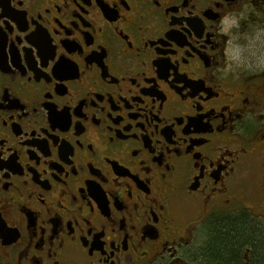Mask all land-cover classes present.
Returning <instances> with one entry per match:
<instances>
[{
  "label": "flooded vegetation",
  "instance_id": "1",
  "mask_svg": "<svg viewBox=\"0 0 264 264\" xmlns=\"http://www.w3.org/2000/svg\"><path fill=\"white\" fill-rule=\"evenodd\" d=\"M0 264H264V0H0Z\"/></svg>",
  "mask_w": 264,
  "mask_h": 264
},
{
  "label": "trees",
  "instance_id": "2",
  "mask_svg": "<svg viewBox=\"0 0 264 264\" xmlns=\"http://www.w3.org/2000/svg\"><path fill=\"white\" fill-rule=\"evenodd\" d=\"M247 227H248V228H247V231H249V227H250V225H248ZM247 236L250 237V234L248 233Z\"/></svg>",
  "mask_w": 264,
  "mask_h": 264
}]
</instances>
